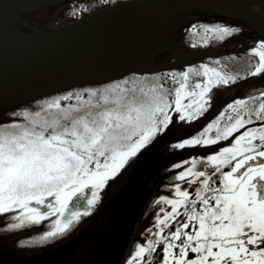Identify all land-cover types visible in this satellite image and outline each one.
I'll return each mask as SVG.
<instances>
[{"label":"snow or ice","instance_id":"snow-or-ice-1","mask_svg":"<svg viewBox=\"0 0 264 264\" xmlns=\"http://www.w3.org/2000/svg\"><path fill=\"white\" fill-rule=\"evenodd\" d=\"M191 2L195 6L196 0ZM241 31L219 20H197L186 30L193 47L213 39L223 42ZM248 54L249 67L242 73L208 63L164 73L141 69L101 87L38 101L43 106L35 112L14 111V117L23 119L0 123V214L12 221L5 220L4 228L39 226L47 220L44 230L18 242L39 246L62 238L94 211L101 190L130 159L173 123L201 118L211 107L214 87L264 76V39L247 48ZM192 73L202 79L190 85ZM162 77L176 83L171 98ZM62 99L75 102L64 105ZM225 110L228 118L221 122ZM230 137L218 150L171 164L172 169L184 166L175 172L180 182L166 185L175 198L154 199L164 204L159 209L163 214L155 215L154 224L141 233L151 235L134 244L125 264H152L161 243L159 264H264V90L230 101L196 134L175 139L168 148L212 146ZM217 174L218 183L213 178ZM194 183L193 194L184 185ZM173 223L174 230L169 229Z\"/></svg>","mask_w":264,"mask_h":264},{"label":"water","instance_id":"water-1","mask_svg":"<svg viewBox=\"0 0 264 264\" xmlns=\"http://www.w3.org/2000/svg\"><path fill=\"white\" fill-rule=\"evenodd\" d=\"M111 1L67 0L40 9L44 0H0V113L50 93L79 85H100L137 70L178 68L219 56L232 46L234 49L227 52H235V47L241 45L243 50L238 51L243 52L256 39H264V0H196L195 6L191 0H118L109 4ZM79 15L86 16L73 20ZM198 19L219 20L242 31L223 42L213 39L208 45L194 48L193 37L186 32L187 22ZM185 24L187 28L179 32ZM263 79L261 76L238 83L235 91ZM226 88L214 87V95L223 94ZM258 88L264 90L261 85ZM222 103H214L191 127L160 135L123 172L108 200L101 202L100 211L92 212L91 223L85 224L83 233L100 236L110 224L109 242L94 264L120 263L138 223L140 208L148 201L154 181L166 165L161 160L164 147H159L199 130ZM186 152L194 151L185 149L172 158ZM153 160L161 161L148 170L149 165L144 163ZM139 172L145 180L142 175L138 177ZM136 179L139 187L134 191Z\"/></svg>","mask_w":264,"mask_h":264},{"label":"flooded vegetation","instance_id":"flooded-vegetation-1","mask_svg":"<svg viewBox=\"0 0 264 264\" xmlns=\"http://www.w3.org/2000/svg\"><path fill=\"white\" fill-rule=\"evenodd\" d=\"M63 1L64 0H44L43 4L40 5V9H43L45 5H51V7H53L57 3H61V2L63 3ZM262 85L263 83L261 84V87H264ZM258 87H259L258 84L254 86H247L245 87V89L239 91L234 96L232 95V92L230 91L229 88H226V91H224L223 94H219L218 96L213 95L212 100H211V105L217 101H223V100H227V101L224 103V105L221 108H219L213 113V115L207 122H209L211 119H214L222 109H225V106L230 101L236 98H242L246 93L254 95L255 92L259 91L260 89H263V88H258ZM250 89L252 90L251 92H249ZM227 118H228V112L227 110H225V116L221 118V122H224L225 120H227ZM195 122H192L191 124L173 123L172 127L169 129L167 133H170V131H174V130H177V131L184 130L185 128L190 127ZM207 122H205L201 128H203ZM198 131L193 132L192 135L196 134ZM236 134H238V132L234 133L233 136ZM186 137H183V138H186ZM232 138L233 137H230L228 138V140L218 142L216 145H212V146H186L185 148H191V149L194 148L196 150H204V148H206L208 151H205L204 153L199 152V153L183 155L177 160L168 161L167 164L169 167L167 166H165L166 168L163 167L165 168L163 173L165 174V176L171 175L172 172L170 171V166L171 164L175 163V161L179 162V160L183 159L184 157H189L193 155L195 156L207 155L211 151L218 150V147L223 146L226 143H230ZM168 145L169 144L165 145V147L163 148L161 152L162 155L164 153L169 154L171 152H175V153L178 152L176 150H170L168 148ZM146 161L144 164L146 165L148 164L149 165L148 170H151V168L154 165V162L156 161L153 160V162H149V163H146ZM183 167L181 168L183 169ZM167 169L169 171H166ZM225 170H227V168H225ZM139 175H142V179L145 180V175L142 172L138 173V177ZM213 178L216 180L217 183L219 182L218 174L214 176ZM254 179H258V178H254ZM150 181L153 182L154 177H151ZM154 182L156 183L157 181L155 180ZM138 185H139V182H137V179H136V182L134 184V191L138 189L139 187ZM156 186L157 185L154 184L152 191H151V194H153L154 199L160 195V193L156 191ZM189 186H192V185H189ZM193 187H192L193 189L191 188L190 192L194 194L195 188L198 187V184L194 183ZM170 197L175 198L173 193L170 195ZM160 208L161 207H160L159 202L153 203V205L151 204L148 208L146 207L142 208L139 213L140 217L138 215L139 218L138 217L136 218L138 221L140 219L139 224L142 225L141 227L144 226L143 224L144 220L142 219L141 215H144L147 209H149L147 214L148 213L151 214L152 212L156 213V211ZM168 210L170 211V208H168ZM91 214L92 213L88 214L87 216L82 217L81 220L73 227V229L67 234H65L62 238H58L53 242H49L45 245H39V246L21 244L18 241L20 239L27 238L28 236L32 234H36L44 230L45 225L47 224V220L41 222L39 226H27L21 229H5L4 228L5 220H7V222L9 223H11L12 221L7 216H5V214H0V264H38L40 261H42V264H94V262L98 260L99 256L103 255L102 253L104 251V247L109 242L108 231H107L109 224L106 226V229L102 236H100V233H97V234L83 233L86 230H82L83 228L82 225L86 224V220L87 218H89ZM91 218L93 219V217ZM110 218L111 217H108V220ZM183 219L184 217L182 215L178 217V220L180 221H182ZM174 227H175V223L168 225L169 229L174 230ZM142 240L143 238H141V241ZM162 247L163 245L161 243L156 248L154 252L155 259L153 262H159L160 259L162 258ZM128 249H129V246L127 247L125 251L126 253L125 258H123L120 264H125L126 255L128 254L127 253ZM189 255H191V253Z\"/></svg>","mask_w":264,"mask_h":264},{"label":"rangeland","instance_id":"rangeland-1","mask_svg":"<svg viewBox=\"0 0 264 264\" xmlns=\"http://www.w3.org/2000/svg\"><path fill=\"white\" fill-rule=\"evenodd\" d=\"M243 52H245V51H243ZM195 75H197V74H195ZM196 77V76H195ZM195 77H191L192 79L190 80V85L191 84H194L195 83V81L197 80L196 78L198 77L199 78V76H197L196 78ZM196 79V80H195ZM195 80V81H194ZM108 83H106V84H101V85H99V86H97V87H101V86H104V85H107ZM165 88H166V86H165ZM174 89V88H173ZM173 89H171V92H172V90ZM55 97H53V98H51L50 100H53ZM46 99L44 98V100L43 101H45ZM65 100L66 99H62L60 102L62 103V104H65L66 102H65ZM71 100V99H70ZM74 101V100H73ZM38 102V101H37ZM75 102V101H74ZM27 105H25V107H23V106H21L20 108H18V109H23V108H26V107H28L29 105H32V104H28V103H26ZM70 104V103H69ZM40 105V104H39ZM173 107H174V104H173ZM17 110V108H9V109H5L4 110V112H2L1 114H0V122H3L5 119L7 120V119H9L10 117H11V115L10 114H12L14 111H16ZM188 157H185V158H183V159H187ZM134 159H135V157L134 158H132V159H130V161L127 163V165L124 167V168H122L121 169V171L114 177V178H110L109 179V181L107 182V185H106V187L104 188V189H102L101 190V194H102V199H101V201L99 202V204L96 206V208L94 209V211L93 212H99L100 210H99V208H100V205H101V202L102 201H107L108 200V197L111 195V193L113 192V190L115 189V186L117 185V182L119 181V179L121 178V175L123 174V172L124 171H126L127 169H129L130 168V165H132V163H133V161H134ZM175 163H178V162H176L175 161ZM165 166H167V167H169L168 166V164H166V165H163V167H165ZM162 167V169L160 170V175H159V177L157 178V182L155 183V185H157L156 186V191L157 192H159L160 193V195L162 194V195H168V196H170L171 194H172V191L173 190H171V189H169L168 187H166V185H168V184H170V183H176V182H180V181H176L175 179H174V176H175V172L176 171H182L183 169L181 168V167H183V166H181L180 168H177V169H172L171 168V166H170V171L172 172V174L171 175H169V176H165V174L163 173V171H164V169L166 168H163ZM166 171H169L168 169L166 170ZM192 186H189V184H185L184 186L185 187H187L188 186V188H189V190H191V188L194 186V184H191ZM194 188V187H193ZM192 188V189H193ZM159 195V196H160ZM160 203V202H159ZM153 205V201H152V199H151V201H149V199H148V203L146 202V204H145V206H146V208H148L150 205ZM160 207H164V204L163 203H160ZM149 211V209H147V211H146V213H144V215H141L142 216V219L144 220L143 222V224H144V228H142L141 226L142 225H140L139 224V222H140V219H139V221H138V223L136 224V231L134 232V233H132V235H131V237H130V239H129V243H128V245L130 246V248L128 249V251H127V253L129 254V255H126V258L128 257V256H130L131 254H132V252L134 251V244L136 243V242H139V243H141V244H143L144 242H145V240H147V238H149V236L151 235V233H149V236H142L141 235V233L146 229V228H148L150 225H152V224H154V216L156 215V213L157 214H162L160 211H159V209L156 211V213L155 212H152L151 214H147V212ZM143 213V212H142ZM86 223H91V221H90V216H89V218H87V220H86ZM83 226V228H82V230H84V228H85V224L84 225H82ZM143 237H145V240H142L141 241V238H143ZM128 245H127V247H128ZM126 247V248H127ZM125 258V257H124ZM136 260H139V257H137V258H135ZM144 259H146L147 260V254H144Z\"/></svg>","mask_w":264,"mask_h":264},{"label":"trees","instance_id":"trees-1","mask_svg":"<svg viewBox=\"0 0 264 264\" xmlns=\"http://www.w3.org/2000/svg\"><path fill=\"white\" fill-rule=\"evenodd\" d=\"M245 52H232V53H228V54H223V55H221L219 57H210V58H206V59L200 61V63H195L193 65H197L198 66L201 63H208L211 67H217V68L223 67L224 70L227 71V72H241L242 73L246 69H248V67H249L248 59H249V55H251V54L244 55ZM252 59L255 60V59H258V58L253 55ZM217 60H219V64L213 63L214 61H217ZM183 69L179 68L177 71H182ZM167 71H169V70H167ZM167 71H160V72H157V73H164V72H167ZM195 76L196 77L199 76V78L198 77L196 78ZM191 77H195L196 79H202V76L199 75V74H197V75L191 74ZM162 82H164V84L166 86V89L169 92V96L171 98L172 95L174 94V89L173 88H175V86H176L175 81L173 79H171V78L162 77ZM230 83H232V82H230ZM97 86H99V85L72 87V88L60 91L58 93H54V94H50V95H47V96L42 97V98H38L35 101L30 102V104H32V105H29L26 108L30 112H35V111H37V109L39 107L43 106L42 104L38 105L37 101H43L44 98L46 100H50L53 97H55V98L58 97V96L63 97L64 93H66V92H68L70 90H75V89H78V88L97 87ZM171 89H173L172 92H171ZM65 102L66 103L64 105H68L69 103L70 104L74 103V101L72 99L71 100L70 99H66ZM25 105H27V104H25ZM25 105H23V107H25ZM20 107L21 106L17 107V109L20 108ZM10 115H11V117L9 119H7V120L5 119L3 122H0V123L8 122L11 119H23V117H21V116H15L14 117L12 114H10ZM152 264H159V262H153Z\"/></svg>","mask_w":264,"mask_h":264},{"label":"bare ground","instance_id":"bare-ground-1","mask_svg":"<svg viewBox=\"0 0 264 264\" xmlns=\"http://www.w3.org/2000/svg\"><path fill=\"white\" fill-rule=\"evenodd\" d=\"M147 203H148V201H147ZM135 229H136V226H135V228H134V231H133V233L136 231Z\"/></svg>","mask_w":264,"mask_h":264}]
</instances>
